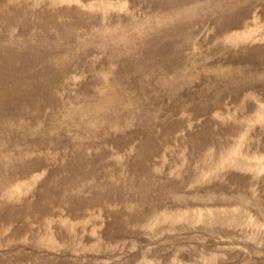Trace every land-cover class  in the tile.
Listing matches in <instances>:
<instances>
[{
  "label": "rangeland",
  "instance_id": "rangeland-1",
  "mask_svg": "<svg viewBox=\"0 0 264 264\" xmlns=\"http://www.w3.org/2000/svg\"><path fill=\"white\" fill-rule=\"evenodd\" d=\"M0 264H264V0H0Z\"/></svg>",
  "mask_w": 264,
  "mask_h": 264
}]
</instances>
